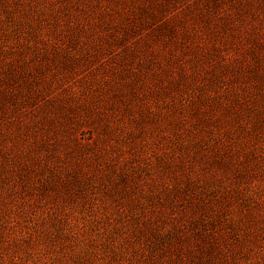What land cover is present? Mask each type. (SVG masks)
Wrapping results in <instances>:
<instances>
[{
  "label": "rangeland",
  "instance_id": "1",
  "mask_svg": "<svg viewBox=\"0 0 264 264\" xmlns=\"http://www.w3.org/2000/svg\"><path fill=\"white\" fill-rule=\"evenodd\" d=\"M0 264H264V0H0Z\"/></svg>",
  "mask_w": 264,
  "mask_h": 264
}]
</instances>
